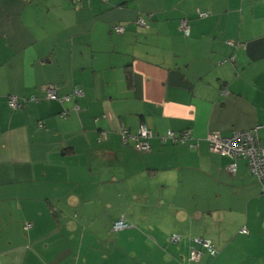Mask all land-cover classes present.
<instances>
[{
	"label": "crops",
	"instance_id": "0c3cea01",
	"mask_svg": "<svg viewBox=\"0 0 264 264\" xmlns=\"http://www.w3.org/2000/svg\"><path fill=\"white\" fill-rule=\"evenodd\" d=\"M257 126L264 148V0H0V264H264V180L206 142ZM195 237L217 257L188 262Z\"/></svg>",
	"mask_w": 264,
	"mask_h": 264
},
{
	"label": "built area",
	"instance_id": "2783aa9c",
	"mask_svg": "<svg viewBox=\"0 0 264 264\" xmlns=\"http://www.w3.org/2000/svg\"><path fill=\"white\" fill-rule=\"evenodd\" d=\"M105 2L106 0H101ZM199 19L207 17L209 14L206 13H197ZM137 25L145 26L144 20H138ZM180 31L184 37H189L190 35V25L187 19H181L179 23ZM113 33L121 35L125 32V28L122 25L114 26L112 29ZM83 94L80 90H74V97H81ZM46 98L49 100H54L57 98L56 88L54 86H48L46 88ZM70 97H65L59 99L60 102L68 101ZM35 101H37L35 99ZM8 106L13 110H18L21 108V104L15 96H10L8 99ZM74 111H78L79 108L77 105L74 106ZM68 115L67 111H63L60 115L61 118ZM260 127H255L248 131H232L228 135H223L221 132H209L206 138L209 149L212 153L218 154L229 159V164L227 166V172L234 175L237 172V161L244 160L246 162L247 168L250 174L257 179L258 182L264 180V148L262 147L258 132ZM120 136L122 142L127 144L130 141H133L135 148L139 152L146 153L150 150V140H152L155 135L148 130L145 126H141L139 131L135 136H132L128 133L126 129H121ZM101 140L106 138L105 133H101ZM161 143L166 141H171L172 143L183 144L185 142L194 141V138L190 131L183 132L180 135H176L173 131H168L166 136L159 138ZM191 147H196V144L191 145ZM129 226L120 220L116 222L112 230L121 231L127 229ZM26 230L30 228L29 224H26L24 227ZM242 234H247L246 230H241ZM181 238L178 236H172L170 242L178 243ZM189 254L188 262H197L201 259L203 254H207L211 258H216L219 254V250L213 244L212 241L195 237L189 238Z\"/></svg>",
	"mask_w": 264,
	"mask_h": 264
},
{
	"label": "trees",
	"instance_id": "16d2710c",
	"mask_svg": "<svg viewBox=\"0 0 264 264\" xmlns=\"http://www.w3.org/2000/svg\"><path fill=\"white\" fill-rule=\"evenodd\" d=\"M197 15V14H196ZM197 18H198V15H197ZM199 19V18H198ZM189 22V21H188ZM182 33V32H181ZM183 35V34H182ZM190 36V35H189ZM184 37V36H183ZM184 38H188V37H184ZM48 86H50V85H48ZM47 86V87H48ZM51 86H54V85H51ZM46 87V88H47ZM55 87V86H54ZM45 88V89H46ZM56 88V87H55ZM79 90L78 88H74L73 89V92H72V94L69 96L70 97V99H80V98H82L83 97V95L81 96V97H74L73 96V93H74V90ZM81 91V90H80ZM82 92V91H81ZM56 93H57V89H56ZM226 93V91L225 90H221V92H220V94H225ZM83 94V93H82ZM16 97V96H15ZM17 98V97H16ZM9 99V98H8ZM35 99L37 100V101H35ZM44 99L45 100H49V99H47L46 98V91H45V97H44ZM59 99H62V98H59L58 96H57V98L56 99H54V100H56V101H58L59 103H61V104H63V103H65V102H67V101H65V102H60V100ZM69 99V100H70ZM18 100H19V102H20V104H21V108L26 104V103H28V102H35V103H37V102H39V99H37V98H35V97H30V98H24V99H22V100H20L19 98H18ZM52 100V99H51ZM7 105H8V102H7ZM75 106V105H74ZM9 107V106H8ZM21 108H19V109H21ZM74 108V107H73ZM11 109V108H10ZM18 109V110H19ZM11 110H13V109H11ZM63 111H67L68 112V115H69V110L68 109H64ZM63 111L60 113V115L63 113ZM67 115V116H68ZM61 117V116H60ZM66 117V116H65ZM65 117H63V118H65ZM141 128V127H140ZM139 128V129H140ZM255 128V127H254ZM139 129H138V131H139ZM148 129V128H147ZM149 130V129H148ZM121 131V130H120ZM128 131V130H127ZM137 131V132H138ZM151 131V130H150ZM170 131H172V130H170ZM187 131H189V130H187ZM137 132L135 133V134H131L129 131H128V133L130 134V135H132V136H135L136 134H137ZM152 132V131H151ZM168 132V131H167ZM167 132H166V134H167ZM184 132H186V131H184ZM104 133V132H103ZM154 135H155V137L154 138H156V137H158V135L157 134H155L154 132H152ZM176 135H180V134H182L183 132H181V133H176V132H174ZM166 134L164 135V136H166ZM192 134V133H191ZM164 136H162V137H164ZM121 137V136H120ZM153 138V139H154ZM160 138V137H159ZM194 138V137H193ZM206 138H207V136H206ZM151 141V140H150ZM121 142H122V139H121ZM171 142V141H170ZM188 142H190V144L192 145V143L193 144H196V147H197V139H195L194 138V141L193 142H191V141H188ZM129 143H132V146H133V148L135 149V150H137L136 148H135V144H134V142L133 141H130V142H128L127 144H124L123 142H122V144L123 145H128ZM172 143V142H171ZM185 143H187V142H185ZM185 143H183V144H185ZM173 144H180V143H173ZM208 144V143H207ZM196 147H194V148H196ZM210 150V149H209ZM138 151V150H137ZM150 151V150H149ZM148 151V152H149ZM227 158V157H226ZM26 230V229H25ZM205 254V253H204ZM210 257V256H209ZM211 258V257H210ZM212 259H214V258H212Z\"/></svg>",
	"mask_w": 264,
	"mask_h": 264
},
{
	"label": "bare ground",
	"instance_id": "6f19581e",
	"mask_svg": "<svg viewBox=\"0 0 264 264\" xmlns=\"http://www.w3.org/2000/svg\"><path fill=\"white\" fill-rule=\"evenodd\" d=\"M69 97V96H68ZM76 105V104H75Z\"/></svg>",
	"mask_w": 264,
	"mask_h": 264
}]
</instances>
